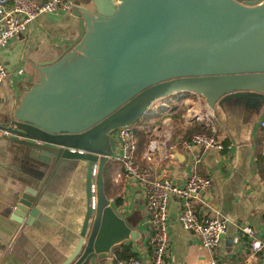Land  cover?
Listing matches in <instances>:
<instances>
[{"label": "water", "instance_id": "obj_1", "mask_svg": "<svg viewBox=\"0 0 264 264\" xmlns=\"http://www.w3.org/2000/svg\"><path fill=\"white\" fill-rule=\"evenodd\" d=\"M91 4L72 8L76 39L57 61L35 65L38 78L22 95L12 123H0V137L29 149L46 173L63 159L89 161L86 221L92 216V225L60 264L107 258L121 242L135 240L103 189V168L117 152L119 127L139 121L160 99L193 95L222 120L234 115L247 127L264 112V0ZM33 196L21 194L17 215L34 216Z\"/></svg>", "mask_w": 264, "mask_h": 264}, {"label": "crops", "instance_id": "obj_2", "mask_svg": "<svg viewBox=\"0 0 264 264\" xmlns=\"http://www.w3.org/2000/svg\"><path fill=\"white\" fill-rule=\"evenodd\" d=\"M70 2L73 6L92 5V0ZM72 12L37 16L25 33L0 49V62L8 73L0 83V123H12L22 95L38 78L35 65L57 61L76 39L78 20ZM19 69L22 74L16 73ZM193 97L198 95L189 98ZM169 103L174 102L158 100L150 112L131 125L138 140L135 164L150 178L165 177L177 184L194 173L210 176L212 189L202 194L195 208L200 215L217 214L227 221L226 233L213 252L222 264H264V250L249 255L246 244L234 247L231 243L238 226L244 224L264 236L263 173L255 159L256 141L262 134L259 121L264 112L247 127L241 117L234 115L222 120L206 101L199 112L200 102L190 104L185 100L188 108L180 116L174 110L177 105L171 107ZM196 124L214 132L223 150H202L191 145L189 136ZM114 136L116 155L122 146L117 133ZM88 162L81 156L63 159L46 173V164L33 157L29 149L0 137V264H60L74 251L92 225V216L86 221ZM122 172V165L109 159L102 172L103 189L113 213L133 232L135 240L129 238L107 258H92L86 264H125L127 257L145 261L151 256L152 224L145 208L144 181L124 177ZM26 191L34 193L29 208L36 210L34 216L15 213L16 202ZM177 214L178 202L172 200L167 264H205L211 253L181 226ZM112 233L111 228L105 230L108 238ZM122 247L128 251L119 256L116 250Z\"/></svg>", "mask_w": 264, "mask_h": 264}, {"label": "built area", "instance_id": "obj_3", "mask_svg": "<svg viewBox=\"0 0 264 264\" xmlns=\"http://www.w3.org/2000/svg\"><path fill=\"white\" fill-rule=\"evenodd\" d=\"M70 0H0V49L18 35L26 32L28 25L41 14H54L70 12L73 8ZM22 74V69L16 71ZM8 73L0 62V83L4 81ZM264 129V115L259 121ZM121 141V152L109 157L123 167V176H134L144 181L145 208L152 224L150 245L152 253L148 260H140L132 257L125 264H167L166 258L169 252L170 239L168 235L169 203L172 200L178 202V221L181 226L190 231L207 249L211 255L205 264H222L218 254L213 251L218 249L222 236L226 233L227 221L217 214L200 215L195 208V202L202 200L201 196L212 189V179L208 175L192 174L182 184H177L165 177L150 178L135 164L134 154L137 149V135L131 125L119 127L115 134ZM191 145L198 146L202 150L221 151L224 148L218 136L211 133L197 132L189 139ZM154 146L150 147V151ZM144 156L149 158V154ZM97 164L93 165L90 192L94 204L96 184L95 175ZM264 186V177L261 179ZM242 243L247 245L249 255H256L264 250V236L260 237L249 225L238 226V232L232 237V244L237 247Z\"/></svg>", "mask_w": 264, "mask_h": 264}, {"label": "trees", "instance_id": "obj_4", "mask_svg": "<svg viewBox=\"0 0 264 264\" xmlns=\"http://www.w3.org/2000/svg\"><path fill=\"white\" fill-rule=\"evenodd\" d=\"M172 107H174V106H172ZM195 126L196 127L191 132V134L189 136V139H190L192 134L197 133V132L211 133V130L206 128L204 125L196 124ZM260 129L262 131V134H261L260 138H258L257 141H256V156H255V159H256V163H258V165H259V167L261 169V172L263 173V175H262V178H263L264 177V156L262 154V149H263L264 145H263L262 141L264 140V129L262 127H260ZM134 132L136 133L135 130H134ZM127 251H128V248L122 247V248L116 250V254L119 255V256L120 255L123 256V254L125 252H127ZM130 258H132V257H127V260H129Z\"/></svg>", "mask_w": 264, "mask_h": 264}, {"label": "rangeland", "instance_id": "obj_5", "mask_svg": "<svg viewBox=\"0 0 264 264\" xmlns=\"http://www.w3.org/2000/svg\"><path fill=\"white\" fill-rule=\"evenodd\" d=\"M185 100H187V102H189L190 104H195L196 102H200L199 106L197 107L199 109V112L202 111L201 104H205V101H206L200 95H198V97H193V98H183L182 97V98H179V99H176V100L172 99V102H174V103H171V104H176L177 105V108L174 109L175 112H176V115L179 114V116H180L181 113H186L188 106L184 104ZM171 104L169 103L168 105H170L172 107ZM192 107H193V105H192ZM191 109L192 108H189V112H190Z\"/></svg>", "mask_w": 264, "mask_h": 264}]
</instances>
